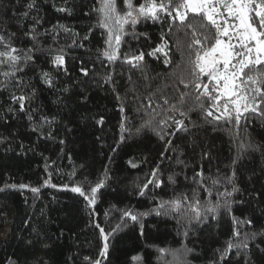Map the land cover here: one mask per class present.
I'll return each instance as SVG.
<instances>
[{
    "label": "trees",
    "instance_id": "obj_1",
    "mask_svg": "<svg viewBox=\"0 0 264 264\" xmlns=\"http://www.w3.org/2000/svg\"><path fill=\"white\" fill-rule=\"evenodd\" d=\"M100 8L101 0H0V52L15 48L22 58L13 68L0 57V264H264V117L245 114L237 124L206 116L195 88L180 82L193 80L191 33L166 13L122 33L114 26L110 48ZM163 41L164 51L149 55ZM140 52L143 61L129 62ZM101 181L94 204L71 190L87 195ZM174 199L183 201L179 212L153 210ZM246 235V249L221 259L230 240Z\"/></svg>",
    "mask_w": 264,
    "mask_h": 264
},
{
    "label": "snow or ice",
    "instance_id": "obj_2",
    "mask_svg": "<svg viewBox=\"0 0 264 264\" xmlns=\"http://www.w3.org/2000/svg\"><path fill=\"white\" fill-rule=\"evenodd\" d=\"M127 10L121 13L116 4V0H101L102 13L100 25L108 30V43L111 48L113 40L114 26H118V32L122 33L124 26L135 24L140 17L159 19V13H166L170 18L171 23L177 25L178 31H184L185 34L191 33V43L187 45L190 52L188 63L190 65V74L193 80L185 84L183 79L181 83L184 87H189L191 84L198 95L196 100L199 107L205 112L207 117H213L215 121L221 119H235L239 124L242 118H247L245 114H258L264 117V0H145V3L135 7L132 0H126ZM32 5H30L31 7ZM192 17L190 20L189 17ZM199 20V23L194 21ZM106 21H111L109 24ZM171 32V28L169 29ZM211 32V35L207 34ZM115 42L119 45L121 36L115 35ZM4 37L0 36V41ZM167 41H163L149 55H156L157 52H162L167 47ZM17 49L11 48L10 51L0 52V57H7L13 68L22 59L18 55H13ZM165 54V63H170V59ZM109 60L116 58L115 50L110 53L105 50L103 53ZM23 59L30 60L27 56ZM144 59V53L132 56L129 62H141ZM5 60L0 59V64H4ZM56 65L64 63V56L57 55L54 58ZM135 66V65H134ZM81 71L87 75V69L81 68ZM3 75L8 77L15 75L14 72H4ZM46 81L48 73L43 74ZM207 82H204V80ZM186 93L181 94L183 101ZM206 98L210 103L205 107L201 98ZM23 109L24 96L13 97ZM167 102V101H165ZM175 110L176 106L173 105ZM219 113V114H214ZM181 116L186 115L185 112H180ZM170 119H172L170 117ZM148 124L151 121L146 122ZM166 124L167 121H161ZM178 131H187L183 120H174ZM123 127V125H122ZM139 131V129H137ZM163 138V137H161ZM123 139V136L121 137ZM170 143V142H169ZM157 169L150 175L155 177ZM198 175H203L199 173ZM172 177H169L171 180ZM48 181H45L47 184ZM103 181L90 189L86 195L82 187L76 186L71 190L79 193L82 196L89 198V203H95L97 190L101 187ZM149 184H154L153 180H148L143 185V189H147ZM55 186V185H53ZM156 186H159L156 184ZM12 187H16L13 185ZM20 188L28 187L27 185H19ZM33 192H38L39 189L32 188ZM236 189L234 188L233 191ZM140 195H144L141 190ZM186 199V198H185ZM199 200L191 205V210L195 213L193 219L201 218V208ZM183 201L174 199L171 201L162 202L157 209L167 206L177 212L180 211ZM206 211L215 212V207H210ZM148 213H140V216ZM124 216L129 217L132 221L138 220V215L132 214L131 211L124 212ZM235 219V218H234ZM251 223V221H246ZM98 227V225H97ZM119 225H117V228ZM115 231V229L113 230ZM103 235L104 244L100 252V256L107 258L108 253V235L104 234V229H100ZM110 235V234H109ZM240 232L235 231L234 236H239ZM255 233L252 238H255ZM248 236L240 244H233L231 240L227 243V247L221 256V259L228 254L233 248H247ZM161 251H167L161 249ZM190 251V250H189ZM138 259V258H134ZM94 264H101L100 260H96Z\"/></svg>",
    "mask_w": 264,
    "mask_h": 264
},
{
    "label": "rangeland",
    "instance_id": "obj_3",
    "mask_svg": "<svg viewBox=\"0 0 264 264\" xmlns=\"http://www.w3.org/2000/svg\"><path fill=\"white\" fill-rule=\"evenodd\" d=\"M117 8H118V10H119L121 13H123L124 11L127 10V4H126V2L124 3V6H122V7L118 6ZM6 229H7V231L9 230L8 226H7ZM4 235H5V233L3 232V233L1 234V236H4Z\"/></svg>",
    "mask_w": 264,
    "mask_h": 264
}]
</instances>
